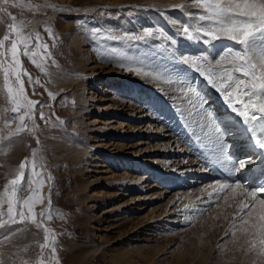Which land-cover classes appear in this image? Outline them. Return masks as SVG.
Wrapping results in <instances>:
<instances>
[{
    "label": "rangeland",
    "instance_id": "374dc122",
    "mask_svg": "<svg viewBox=\"0 0 264 264\" xmlns=\"http://www.w3.org/2000/svg\"><path fill=\"white\" fill-rule=\"evenodd\" d=\"M48 1L19 0L22 5H25L24 7L8 8V11L17 17V22L22 20L27 25L25 34L33 33L30 43L32 45L37 43L34 33L38 32L41 37L40 43L46 44L48 51L45 53L43 50H36L38 55L35 59L42 64L43 72L28 57L24 55L20 57L22 71L28 73L27 76L21 77L24 81L26 94L30 100L36 102L34 116L38 127L34 132L24 131L13 136L11 140L0 143L1 148L6 142L19 139L16 142L18 156L16 162H13L14 167L10 169L0 160V196L3 194L7 181L17 175L19 164L28 162L24 170V180L19 186L18 198L21 200L27 199L33 194V189L39 188V195L42 197L43 202L35 205L34 213L36 214L37 223H42L43 227L37 228L35 224L30 222L17 223L12 226L5 224L0 227V232H4L6 229L23 228L29 234L27 239L15 243V249L12 248L10 254L6 253L4 248L0 249V263L25 264L27 262V264H36L41 252L39 245L44 242V228H48L55 236L56 243L54 247L57 250V258L60 264H125L123 259L113 257L115 252L121 253L123 251H125V260L126 257L132 256L130 257L131 264H175L176 262L178 264H251L249 260L241 261V251H238L241 248L240 243H242L243 238L238 227L240 224L239 217L243 214L240 211L239 202L242 200L240 195H238L240 201L236 195H233L235 198H224L225 201L220 197H217V199H215L216 197L196 198V201L191 202L192 205H188L185 209L181 207L182 210L170 215V219H174V223L162 222L161 227L147 229V227H138L146 212V209L142 210V208H145L146 203L141 201L142 191L139 184V186L133 187V193L129 195L130 198L121 195L115 196L109 205L118 206L124 201L127 202L125 207L116 212L113 217L109 214L110 219H116L112 222L111 232H96L93 235L85 229V224L79 223L78 220L80 210L78 204L74 203L73 200L76 191L74 188L75 176L70 173L69 158L64 157L65 155L52 154L49 149L51 136H65L66 132L72 130V128L79 132L83 125L75 105V101H77L75 96L77 93L75 88L78 89L77 83L57 85L52 83L50 77L62 67H73L74 61L84 59V56H88L93 60L96 59V69L103 72H111L118 67H142L145 71L160 74L164 78L157 80L152 75L155 81L162 82L163 85L166 84V87L170 88V97H176V92L187 94L188 90H192L191 95L194 96L193 98H199L200 96L195 92L199 93L200 89L193 84L195 77L199 79L198 84L202 81L201 75L199 72L194 74L192 68L187 71L184 67H180L181 65L184 66L180 63V59L170 53L165 45L159 43L164 35L158 22H155L156 19L152 17L154 24L149 29L161 31V34L157 35L159 41L152 43L147 40L145 35H143L144 37L135 36L136 31L134 32L126 15H155L151 12L145 13L141 8H139V11L137 9V12L135 8L148 5L157 9L159 7L163 8L168 3L180 1L169 12L176 15L183 28L188 27L191 32L197 24L206 26V22H200L196 19L197 16L203 14V10L199 9L192 0H140L135 2L137 3L136 6L133 2L132 6L127 7L126 10L125 8L120 9V12L119 9L110 8L104 4H97V6L91 8L94 2L87 3L88 6L86 7L82 5V7L79 3H83V0H64L66 3L60 5L61 7L56 6L55 9L44 7V5H52ZM29 4L33 7H27ZM191 19L195 20V25L191 24ZM10 23H12L10 17L0 13V39L8 32L7 25ZM46 28L52 30L51 36L45 31ZM128 37H143V39H128ZM201 39L208 41V43L212 42L204 36H200L198 40ZM53 44H55V47H53ZM79 44L81 50L77 48ZM228 47H224L223 50ZM40 57L46 58L41 61ZM29 76L33 81L31 84L29 83ZM149 77L151 78L150 75ZM169 78L172 81L171 83L167 82ZM11 81L14 82V77L11 78ZM36 81H39V83H36ZM92 82L95 83L92 79L86 80L85 92L80 91L79 87L78 92L81 97L89 95V91H94L90 86ZM110 82L111 77L109 78V76L103 79V82H99L98 87L105 93L100 90L95 93V96L110 98L109 92L113 89H116L117 94L122 96L121 90H117ZM178 87L187 90L178 91ZM126 90L127 88H125ZM49 93L52 95L50 96ZM126 94L135 105L149 108V102L147 101L149 96L145 95L142 89L133 92L129 88ZM156 102H159V98L154 103ZM10 108L11 104L4 88L3 72L0 71V130H2L0 136L13 132L18 123L16 121L11 128H4V119L13 116ZM152 109L150 108L149 112L156 113ZM180 111L182 110L174 108L171 111L172 114L169 111L170 116L168 114H160V117L156 115L154 124L170 126L173 123L175 127L179 126L181 134L186 135L184 124H179L181 121L184 122V118H181L183 113H180ZM41 112L44 114L45 120H40L39 115ZM83 116L91 117L87 114ZM107 117L102 118V120H108ZM123 121L127 122V120ZM26 123L29 129L33 128L31 121H26ZM169 126L167 127L169 128ZM182 129L184 130L182 131ZM86 133L90 134V131ZM94 136L99 139L105 136V140H111L116 144L130 142L133 144L138 141L137 138H122V140L118 135H106L97 132L94 133ZM37 139L39 143H37ZM144 141L149 143L148 138ZM180 143L183 142L180 141ZM140 147H146V144H142ZM33 153H35V156H33ZM33 160L36 163L35 175L31 167ZM106 162L108 160L100 158L95 164L101 166L107 164ZM108 164L113 165L109 168H112L116 175L125 172V174L135 176L139 172V168L134 167L133 163L123 168L124 165L122 166L119 159H113ZM162 177H154L153 179L155 183L161 184L163 182ZM29 181H32L31 186H29ZM157 190L154 188L151 189V192ZM228 190H225L222 194H225ZM129 199L131 200L126 201ZM226 203L228 205H225ZM0 212L6 213L7 205L0 208ZM100 212H97V214ZM41 213L44 214L43 217ZM48 216H51L50 220L47 219ZM6 219V215L0 217V221ZM234 223L237 225L236 228L233 227ZM233 231L237 233L236 237L232 236ZM98 234H104L105 236L102 238L97 237ZM107 239H110L109 243L104 242ZM91 240L101 242L102 247L95 253H88L84 258L82 257V250L84 251L87 242ZM135 250L138 252H135ZM44 259L45 264H48L50 248L44 250Z\"/></svg>",
    "mask_w": 264,
    "mask_h": 264
},
{
    "label": "bare ground",
    "instance_id": "6f19581e",
    "mask_svg": "<svg viewBox=\"0 0 264 264\" xmlns=\"http://www.w3.org/2000/svg\"><path fill=\"white\" fill-rule=\"evenodd\" d=\"M136 1L140 0H83V3L79 4L86 7L88 6L87 3L94 2L91 8L97 6V4H104L113 9L117 8L120 12V9L125 8L126 10L127 7L132 6ZM48 3L59 7L66 2L64 0H49ZM179 3L180 1L168 3L163 8L159 7L157 9L148 5L135 8V11L137 9L139 11V8H141L145 13L151 12L155 15H125L130 20L134 32L136 31L135 36L145 35L147 40L152 43L157 42V35L161 34V31L149 29L154 24L152 17L156 19L155 22H158L164 35L162 40H158L159 43L165 45L168 51L177 58L182 54L190 57L207 55L209 59H219V56L223 55L225 51L223 48L226 46L240 49L238 44L226 38L212 41L211 43L202 39L190 40L188 35L183 32V26L177 16L169 12L173 6ZM134 5L136 6L137 3ZM77 10L79 11L80 9ZM50 17L54 18L53 16ZM190 22L195 25L194 19H191ZM146 33H151V35ZM77 48L81 50L80 44ZM95 60L84 56V59L75 60L73 67L57 69V73L52 74L50 77L52 83L57 85L77 83L78 89L80 87V91L83 90L84 92L86 91L84 87L86 80L92 79L95 81V83L92 82L90 84L94 91H89V95L84 97H81L78 89L75 88L77 91L75 94L77 100L75 101L76 110L80 114V121L83 124L79 130L80 134L72 128V130L66 132L65 136L53 135L49 141V149L52 154L65 155L64 157L69 158L70 173L75 176L74 188L76 191L73 200L79 206V223H84L87 231L93 235L96 232L110 233L112 222L116 221V219H110L109 214L113 217L116 212L125 207L127 202L124 201L118 206L109 205L115 196L121 195L130 198L131 196L129 195L133 193V187L139 186V184V188L142 191L141 201L146 203L145 208H142V210L146 209V212L138 227H147V229L161 227L162 222L174 223V219H170V215L182 210L181 207L187 208L185 207L186 205H190L191 202L196 201L199 197L201 199L202 197H216L215 199L220 197L224 199L236 195L240 201V199H244L241 194L242 191H255L261 185H264V174L261 173L260 168L252 164L231 174L236 178L234 183L243 184L247 186L246 189L248 190L229 189L228 192L222 194L223 192H220L216 187L219 184L228 182L218 181L210 173L209 167L211 163H208V156L210 155L208 147L210 145L209 139L204 134L212 133L214 128H220L221 132L224 133L225 143L228 144V160L246 158L248 150L243 147L242 138L236 131L243 127L242 118L232 112L222 93L210 85L203 75L199 73L202 79L199 84V79L194 76L193 85L200 89L199 93L195 92V94H198L199 98H193L194 96L191 95L192 90H188L187 94L176 92V97L173 98L169 95L170 88L166 87V84L163 85L162 82L155 81L152 75H150V78L143 73L138 74L134 71H128L126 67H118L111 72H103L96 69ZM180 63L182 64L181 61ZM180 67H184L187 71L191 68L188 65H181ZM193 73L197 74L198 72L194 70ZM108 76L109 78L111 77L110 84L116 87L117 90H121L122 96L117 94L116 89L109 92L110 98L95 96V93L101 90L97 84L101 81L103 82V79ZM125 88H127L126 91L130 88L133 92H138L139 89H142L145 95L149 96L148 100L152 99L148 103L149 108L135 105L126 94ZM177 90L186 91L187 89L178 87ZM101 92L105 93L102 90ZM158 98L159 102L154 103L156 99L158 101ZM240 106V104L235 105V107ZM150 108H154L152 110L156 113H150ZM174 108L183 111H180L184 115H181V118L185 120L183 119L184 122L181 121L179 124H184L186 135L183 133L182 135L181 131H179V126L175 127L173 123L170 126L154 124L156 115H159V117L160 114L169 115ZM84 114L91 117H84ZM105 117L108 120H102ZM123 120H127V122ZM226 129L227 131H225ZM87 131H90V134H87ZM96 132L106 135H118L121 139L137 138L138 141L133 144L131 142L116 144L111 140H105V136L99 139L94 136ZM198 136L201 138L200 140L197 139ZM146 138H148L149 143L144 141ZM18 140L6 142L0 148V160L10 169L14 167L13 164L18 156V153H16V142ZM180 141L184 144L180 143ZM142 144H146V147H140ZM100 158L106 159L108 162L113 159H119L122 166L124 165L123 168L133 163L134 167L139 168V172L135 176L125 174V172L116 175L112 168H109L113 167V165H109L108 162L101 166L95 164ZM223 167L229 172L231 165L226 161ZM154 177H162L163 182L161 184L155 183ZM154 188L158 190L151 192V189ZM238 195H240V199ZM259 195L264 197V192L259 193ZM225 205H228V203ZM97 212L100 213L97 214ZM6 235L10 237L8 240L4 239ZM28 236L29 234L23 228L6 229L4 232H0V249L4 248L5 252L10 254L11 249H15V243L27 239ZM104 236V234L97 235V237L101 238ZM109 241L110 239H107L104 242L109 243ZM241 241V248L238 249V251H241L240 260L252 262L255 258V253H247V246L243 238ZM101 247V242L88 241L84 251L82 250V257L85 258L88 253L97 252ZM135 252L138 251L135 250ZM124 256L125 251L113 254L114 258L118 257L123 259L125 264H131L132 260L130 257L132 256L126 257V260ZM175 264H178V262Z\"/></svg>",
    "mask_w": 264,
    "mask_h": 264
},
{
    "label": "snow or ice",
    "instance_id": "6c2138e0",
    "mask_svg": "<svg viewBox=\"0 0 264 264\" xmlns=\"http://www.w3.org/2000/svg\"><path fill=\"white\" fill-rule=\"evenodd\" d=\"M192 2L203 10V14L197 16L196 19L206 22V26L197 24L191 32L188 27H184L183 32L190 40H198L200 36L212 41L226 38L240 46L239 50L228 47L219 59H209L207 55L190 57L181 54L179 57L183 65H188L199 72L210 85L221 92L232 112L242 118L243 127L236 131L242 138L243 147L248 150L246 158L227 159L228 144L225 143L224 133L217 127L212 133L204 134L209 139L210 145L208 163L223 166L227 161L231 165L230 174L255 164L264 174V0H192ZM24 6L19 0H0V13L8 15L12 21L7 25L8 32L0 39V71L3 72L4 88L11 104L10 111L13 113L12 117L4 119V128H11L12 124L18 121L13 132L0 136V143L9 141L13 136L24 131L34 132L38 127L34 116L36 102L30 100L26 94L21 77L27 76L28 73L22 71L20 57L21 55L28 57L43 72L42 64L35 59L38 55L36 50L40 49L47 53L48 46L40 43L41 37L38 32L34 33L37 43L32 45L30 41L33 33L25 34L27 27L25 22L22 20L17 22V17L8 11L9 7ZM27 7L33 6L29 4ZM44 7L55 9L56 6L44 5ZM45 31L49 36L52 35L50 28H46ZM146 34L151 35V33ZM128 39H143V37H128ZM45 58L40 57V60ZM127 70L138 74L143 73L145 76L153 75L157 80L163 78L160 74L145 71L142 67H129ZM12 77H14V82L11 81ZM167 82L172 81L169 78ZM29 83H33L30 76ZM49 95L52 94L49 93ZM236 104L241 106L235 107ZM39 118L45 120L42 112ZM26 121L32 122V129L28 128ZM197 139L201 138L198 136ZM37 143H39L38 139ZM27 163L19 164L17 175L7 181L3 194L0 196V208L7 205V212H0V217L7 216L6 220L0 221V227L5 224L12 226L24 222L35 224L37 228L43 227L42 223H37L34 213L35 205L43 202L39 195V188L33 189V194L27 199L18 198L19 186L24 180ZM31 167L35 175L34 160L31 162ZM31 184L32 181H29V186ZM216 187L220 192H224L227 189H244L247 186L239 183H222ZM261 192H264V185L255 191L248 190L241 193L244 199L240 202V211L243 214L239 217L238 227L247 246L246 252L255 253L251 264H264V197H260ZM41 216L43 217L44 214L41 213ZM47 219L50 220L51 216ZM233 227L236 228L237 225L234 223ZM236 235L237 233L233 231L232 236L236 237ZM9 238L8 235L4 236L5 240ZM55 243V236L51 230L44 228V242L39 245L41 252L36 264H45L44 250L49 248L48 264H60L57 250L54 247Z\"/></svg>",
    "mask_w": 264,
    "mask_h": 264
}]
</instances>
